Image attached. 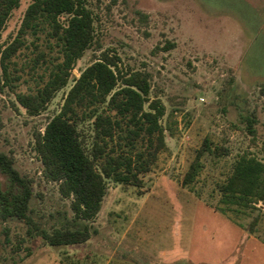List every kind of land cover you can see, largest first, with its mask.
<instances>
[{
	"label": "rangeland",
	"instance_id": "374dc122",
	"mask_svg": "<svg viewBox=\"0 0 264 264\" xmlns=\"http://www.w3.org/2000/svg\"><path fill=\"white\" fill-rule=\"evenodd\" d=\"M31 1L19 0L12 10L0 47L13 40ZM80 1L94 34L73 75L100 52L116 53L123 68L149 73L151 96L165 106L161 123L172 133L166 132L167 148L141 176V188L107 181L100 210L88 222L96 232L84 243L49 246L23 221L0 219V264H264L263 204L253 233L247 226L257 211L236 218L216 209L217 184L236 156L247 150L264 159V0ZM34 43L45 62L33 68L38 50L27 39L9 65L13 87L0 69V151L11 153L20 174L33 179L30 215L50 232L72 213L57 184L42 176L33 132L58 112L71 82L38 115L17 104L15 92L33 91L57 57L53 43ZM245 115L255 119L253 140ZM78 128L88 139L89 123ZM205 136L227 154L205 155L195 181L184 186L183 174ZM0 181L5 187L2 173Z\"/></svg>",
	"mask_w": 264,
	"mask_h": 264
},
{
	"label": "trees",
	"instance_id": "16d2710c",
	"mask_svg": "<svg viewBox=\"0 0 264 264\" xmlns=\"http://www.w3.org/2000/svg\"><path fill=\"white\" fill-rule=\"evenodd\" d=\"M18 2L0 0V32ZM93 34L92 17L80 0H32L13 40L0 47L1 77L10 87L9 65L27 39L36 50L39 47L34 41L41 38L48 46L53 43L57 47V57L47 77L33 91H14L17 104L28 115L44 111L56 93L71 82L58 112L41 131L33 132V149L41 162L42 176L55 182L61 197L69 199L70 219L50 232L33 221V179L20 174L11 153L0 151V173L6 177L5 187L0 181V219L23 221L49 246L87 241L96 232L88 222L100 210L107 181L141 188V176L151 170L167 148L166 132L172 133L169 124L161 123L165 106L157 96H151L149 73L123 68L116 53L102 51L77 76L72 74L77 60L92 43ZM43 62L44 53L38 50L33 68ZM243 120L253 140L255 119L245 115ZM84 122L90 127L88 139L78 128ZM226 154L227 149L205 136L194 150L181 183L189 186L195 181L205 155ZM217 191L216 209L220 213L238 218L257 211L247 226L253 233L260 216L258 204L264 206V159L247 150L238 154L230 171L217 184Z\"/></svg>",
	"mask_w": 264,
	"mask_h": 264
},
{
	"label": "crops",
	"instance_id": "0c3cea01",
	"mask_svg": "<svg viewBox=\"0 0 264 264\" xmlns=\"http://www.w3.org/2000/svg\"><path fill=\"white\" fill-rule=\"evenodd\" d=\"M169 264H182V261L174 259L173 261H171Z\"/></svg>",
	"mask_w": 264,
	"mask_h": 264
},
{
	"label": "water",
	"instance_id": "95a60500",
	"mask_svg": "<svg viewBox=\"0 0 264 264\" xmlns=\"http://www.w3.org/2000/svg\"><path fill=\"white\" fill-rule=\"evenodd\" d=\"M72 74H74V71H72Z\"/></svg>",
	"mask_w": 264,
	"mask_h": 264
}]
</instances>
